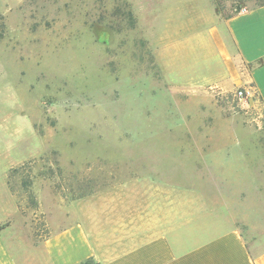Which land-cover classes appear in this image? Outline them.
<instances>
[{"label":"rangeland","instance_id":"1","mask_svg":"<svg viewBox=\"0 0 264 264\" xmlns=\"http://www.w3.org/2000/svg\"><path fill=\"white\" fill-rule=\"evenodd\" d=\"M138 2L0 0V147L22 159L3 197L35 240L76 218L117 250L167 186L218 220L211 236L235 224L264 247V106L235 95L249 83L178 73Z\"/></svg>","mask_w":264,"mask_h":264},{"label":"crops","instance_id":"2","mask_svg":"<svg viewBox=\"0 0 264 264\" xmlns=\"http://www.w3.org/2000/svg\"><path fill=\"white\" fill-rule=\"evenodd\" d=\"M138 8V14L156 16L158 53L170 56L178 73H191L184 76L195 87L250 83L264 106V5L230 18L219 14L214 0H139ZM235 56L248 68L246 74ZM5 147H0V183L22 161L9 155L12 145ZM194 206L193 200L179 203L176 189L172 193L166 186L160 204L116 250L76 218L48 223V231L37 233L35 240L18 225L17 205L3 197L0 184V264H80L87 259L94 264H264V247L251 250L235 224L211 236L218 220L206 216L204 205L199 211Z\"/></svg>","mask_w":264,"mask_h":264},{"label":"trees","instance_id":"3","mask_svg":"<svg viewBox=\"0 0 264 264\" xmlns=\"http://www.w3.org/2000/svg\"><path fill=\"white\" fill-rule=\"evenodd\" d=\"M224 0H214L215 4L217 5V8L219 9V11L223 12L224 11ZM230 1V5H232L233 7L230 8L231 10L224 14L223 17L224 18H230L234 15L239 14L240 12L243 11H247L250 9H254L256 7L262 6L264 5V0H229ZM234 3V4H233ZM245 3H249L250 7L247 8L245 7ZM92 261V259H87L84 262L80 263V264H87L88 262Z\"/></svg>","mask_w":264,"mask_h":264},{"label":"built area","instance_id":"4","mask_svg":"<svg viewBox=\"0 0 264 264\" xmlns=\"http://www.w3.org/2000/svg\"><path fill=\"white\" fill-rule=\"evenodd\" d=\"M235 93L239 99H247L252 101L259 99L255 88L250 83L239 87Z\"/></svg>","mask_w":264,"mask_h":264}]
</instances>
